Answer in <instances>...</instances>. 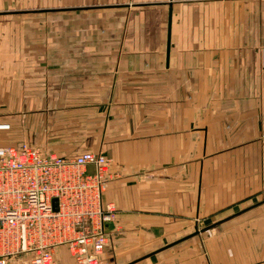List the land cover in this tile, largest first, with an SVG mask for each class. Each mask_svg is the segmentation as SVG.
Here are the masks:
<instances>
[{
	"label": "crops",
	"instance_id": "crops-1",
	"mask_svg": "<svg viewBox=\"0 0 264 264\" xmlns=\"http://www.w3.org/2000/svg\"><path fill=\"white\" fill-rule=\"evenodd\" d=\"M0 120L112 159L102 264H264V0H0Z\"/></svg>",
	"mask_w": 264,
	"mask_h": 264
},
{
	"label": "built area",
	"instance_id": "built-area-1",
	"mask_svg": "<svg viewBox=\"0 0 264 264\" xmlns=\"http://www.w3.org/2000/svg\"><path fill=\"white\" fill-rule=\"evenodd\" d=\"M9 124L0 120V130ZM113 161L99 151L72 157L44 153L21 142L0 145V264H56L65 247L74 264H102L106 226L115 204L103 195L115 176Z\"/></svg>",
	"mask_w": 264,
	"mask_h": 264
},
{
	"label": "water",
	"instance_id": "water-1",
	"mask_svg": "<svg viewBox=\"0 0 264 264\" xmlns=\"http://www.w3.org/2000/svg\"><path fill=\"white\" fill-rule=\"evenodd\" d=\"M170 20H171V19L168 20L167 51H168V49H169V27H170Z\"/></svg>",
	"mask_w": 264,
	"mask_h": 264
}]
</instances>
